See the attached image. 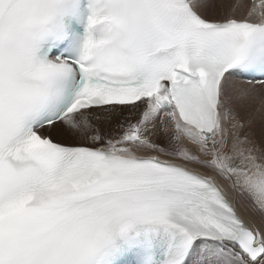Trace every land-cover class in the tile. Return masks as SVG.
Instances as JSON below:
<instances>
[{"label": "snow or ice", "instance_id": "obj_1", "mask_svg": "<svg viewBox=\"0 0 264 264\" xmlns=\"http://www.w3.org/2000/svg\"><path fill=\"white\" fill-rule=\"evenodd\" d=\"M0 264H264V0H0Z\"/></svg>", "mask_w": 264, "mask_h": 264}, {"label": "bare ground", "instance_id": "obj_2", "mask_svg": "<svg viewBox=\"0 0 264 264\" xmlns=\"http://www.w3.org/2000/svg\"><path fill=\"white\" fill-rule=\"evenodd\" d=\"M245 203H248V202L246 201ZM241 212H242V214H243V209H241Z\"/></svg>", "mask_w": 264, "mask_h": 264}]
</instances>
